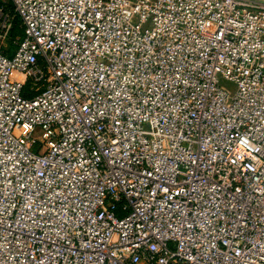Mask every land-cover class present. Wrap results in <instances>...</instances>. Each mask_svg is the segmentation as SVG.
<instances>
[{"label": "built area", "instance_id": "built-area-1", "mask_svg": "<svg viewBox=\"0 0 264 264\" xmlns=\"http://www.w3.org/2000/svg\"><path fill=\"white\" fill-rule=\"evenodd\" d=\"M5 1L0 264H264V0Z\"/></svg>", "mask_w": 264, "mask_h": 264}, {"label": "rangeland", "instance_id": "rangeland-1", "mask_svg": "<svg viewBox=\"0 0 264 264\" xmlns=\"http://www.w3.org/2000/svg\"><path fill=\"white\" fill-rule=\"evenodd\" d=\"M4 3H5V6L9 10H13V5L9 0H6ZM1 49H5L7 54L12 55V53L16 50V43L8 41L4 45L1 46ZM34 138H35V140L36 139L39 140L40 135H35Z\"/></svg>", "mask_w": 264, "mask_h": 264}, {"label": "trees", "instance_id": "trees-1", "mask_svg": "<svg viewBox=\"0 0 264 264\" xmlns=\"http://www.w3.org/2000/svg\"><path fill=\"white\" fill-rule=\"evenodd\" d=\"M16 37H23V31L20 28V20L18 18H16L14 21V25L10 33V41L14 42Z\"/></svg>", "mask_w": 264, "mask_h": 264}]
</instances>
